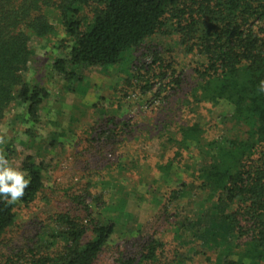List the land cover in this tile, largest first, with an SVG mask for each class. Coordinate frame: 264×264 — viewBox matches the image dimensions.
<instances>
[{
	"label": "trees",
	"instance_id": "trees-1",
	"mask_svg": "<svg viewBox=\"0 0 264 264\" xmlns=\"http://www.w3.org/2000/svg\"><path fill=\"white\" fill-rule=\"evenodd\" d=\"M52 11L58 14L69 40L67 57L57 59L52 68L66 82L67 92L84 98L89 89L79 84V69L99 67L106 71L118 66L128 52L162 34L163 29H172L168 35L177 36L186 53L200 56L202 62L194 69L195 82L180 106L194 121L176 127L175 137L167 140L172 158L159 171L167 177L178 166L198 183L206 200H211L210 206L220 210L219 220L227 234L224 239L215 234L214 220L194 234L212 251L219 250V264H264V94L258 92L264 80V0H0V123L10 105L18 102L22 110L18 120L26 128L21 134L29 139L48 94L37 84L24 81L23 72L34 56L33 42L54 33L49 18ZM146 70L143 80L138 74H128L125 86L138 88L139 95L148 96L146 101L164 106L178 94L179 78L174 71L167 73L156 56ZM157 84V90L152 91ZM220 105L231 107L229 122L235 134L203 142L199 111L204 106ZM108 113L107 108L102 111L92 141L104 147L127 143L133 138L131 131ZM69 124L67 134L71 133ZM67 134L54 135L48 146L67 141ZM4 148L7 158L12 151ZM104 152L101 160L106 161L96 173L97 187L102 185V191L91 198L89 188L85 190L90 204L86 197L80 200L73 196L77 210V206L82 208L80 214L73 210L57 215L42 231L40 247L27 248L5 264H97L119 216L128 211L130 199L129 192L122 186H110L107 179L113 168L118 167L123 176L129 173V166L116 159L111 163L112 149ZM43 169L31 156L22 161L20 170L31 183L20 200L9 203L0 199V238L15 222V205L28 206L42 192ZM185 186L170 191L164 201L182 199ZM131 195L136 198L137 193ZM229 205L236 206V211L224 214ZM105 212L111 215L103 216ZM234 244L243 248L237 258H232ZM161 248L159 242H150L139 254L141 261L163 264ZM118 256L114 264L135 263L130 259L124 263L120 261L122 254Z\"/></svg>",
	"mask_w": 264,
	"mask_h": 264
},
{
	"label": "rangeland",
	"instance_id": "rangeland-1",
	"mask_svg": "<svg viewBox=\"0 0 264 264\" xmlns=\"http://www.w3.org/2000/svg\"><path fill=\"white\" fill-rule=\"evenodd\" d=\"M49 18L54 33L33 42L34 56L23 72L24 81L37 84L48 94V100L38 114L39 124L32 128L33 137L29 139L21 134L26 128L18 120L22 111L18 102L10 105L0 123V155H4L5 146L4 149H10L12 152L6 159L17 170H20L24 158L31 156L44 168L43 190L32 204L15 205V222L0 238V264L13 259L14 255L19 256L27 248L40 247L42 243L39 245L38 240L42 231L57 215L73 210L76 215L80 214L78 211L82 208L77 206V210L72 197L84 200L88 188L91 198L102 191V185L97 187L96 173L106 161L101 160L104 150L111 149L114 151L111 163L116 159L121 165L127 164L130 170L120 176L118 167L113 168L114 173L107 179L110 186H122L126 193L129 192L130 199L128 211L119 216L118 226L97 264H114L115 259L120 258L119 253L122 254L120 261L124 263L130 259L134 264H145L139 254L150 242L162 245L159 254L163 264H219V250L212 251L194 234L214 220L215 234L224 239L227 234L219 220L220 210L210 206L211 200H206L207 195L198 189V183L178 166L167 177L159 171V167L172 158L173 149L168 141L175 137L176 127L194 121L191 115L183 113L180 106L193 87L194 69L202 62L200 56L186 53L185 48L178 45L177 36L168 35L172 29H163L162 34L147 39L128 52L118 66L106 71L99 67L79 69V84L89 89L84 98L76 92H67L66 82L52 68L57 59L67 57L69 40L58 22V14L52 11ZM154 56L162 61L167 73L174 71L180 82L178 94L160 107L156 101H146L148 96L139 95L138 88L127 89L125 86L130 73L140 75L143 80ZM157 81L155 79L154 83ZM124 88L127 96L123 99ZM157 88L158 84L152 91ZM106 108L110 117L116 116L122 128L124 125L127 131H131L133 138L127 143L114 142L104 147L92 141V136L95 138L94 125L101 121L102 111ZM199 112L204 129L203 142L235 134L229 122L230 106H204ZM67 124L71 129L68 134ZM63 133L67 134V141L48 146L54 135ZM182 184L186 185L184 197L165 202L169 192L178 191ZM131 192L138 196L132 197ZM87 203L90 204L89 199ZM223 211L230 214L236 211V206L229 205ZM109 214L105 212L103 216ZM235 247V244L234 247L231 245L232 258H237L236 254L243 249Z\"/></svg>",
	"mask_w": 264,
	"mask_h": 264
},
{
	"label": "clouds",
	"instance_id": "clouds-1",
	"mask_svg": "<svg viewBox=\"0 0 264 264\" xmlns=\"http://www.w3.org/2000/svg\"><path fill=\"white\" fill-rule=\"evenodd\" d=\"M258 92L264 94V80L260 81ZM26 175V172L11 167L5 156L0 155V199L14 203L23 198L31 183Z\"/></svg>",
	"mask_w": 264,
	"mask_h": 264
}]
</instances>
